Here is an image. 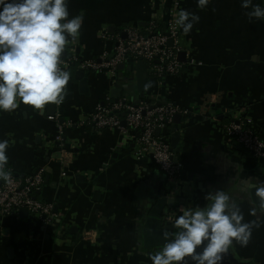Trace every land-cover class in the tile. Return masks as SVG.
<instances>
[{"label": "crops", "instance_id": "obj_1", "mask_svg": "<svg viewBox=\"0 0 264 264\" xmlns=\"http://www.w3.org/2000/svg\"><path fill=\"white\" fill-rule=\"evenodd\" d=\"M175 2L179 10L200 17L189 33L182 29L183 48L194 64L185 62L179 76L161 85L149 79L142 99L182 112L175 154L181 174L178 188L169 191L151 158L137 160L138 132L124 135L114 128L76 125L108 98L115 101L114 88L121 92L118 100H140L135 71L128 70L135 63L115 73L87 70L88 96L79 93L75 73L100 62L104 51L112 54L104 46L105 34L143 30L150 20H160L164 28ZM252 4L264 7V0ZM68 8L69 18L83 16L80 36L74 42L69 38L63 54L77 60L65 89L74 97L55 103L53 118L46 114L48 105L0 111V140L9 142L6 169L23 178L45 168L38 199L53 205L55 220L47 224L32 214H0V264H152L149 254L154 252L142 246L141 222L156 205L162 182L163 196L174 198L171 211L177 216L182 206L203 207L209 190L227 191L245 221L259 225L247 247L234 241L231 249L240 260L264 264V208L257 211L249 187L250 181H264V161L254 159L224 130L230 121L249 118L264 131V20L249 19L250 8H242L241 0H209L203 9L197 0H69ZM58 124L65 126V149L71 154L65 178L53 142Z\"/></svg>", "mask_w": 264, "mask_h": 264}, {"label": "clouds", "instance_id": "obj_2", "mask_svg": "<svg viewBox=\"0 0 264 264\" xmlns=\"http://www.w3.org/2000/svg\"><path fill=\"white\" fill-rule=\"evenodd\" d=\"M69 0H0V111L11 112L20 104L42 110L59 103L71 74L62 68L61 56L69 38L74 42L81 34L83 16L71 18ZM209 0H197L205 8ZM246 15L264 20V7L241 0ZM200 17L181 9L175 23L185 34ZM9 142L0 140V179L11 181L6 169ZM264 208V181L249 183ZM206 204L180 207L172 237L164 233L166 243L149 254L152 264H220L233 242L249 244L255 221H245L240 207L224 189L209 190ZM198 249H200L198 251Z\"/></svg>", "mask_w": 264, "mask_h": 264}, {"label": "built area", "instance_id": "obj_3", "mask_svg": "<svg viewBox=\"0 0 264 264\" xmlns=\"http://www.w3.org/2000/svg\"><path fill=\"white\" fill-rule=\"evenodd\" d=\"M179 2L171 7L168 18L164 23L160 20H150L145 29L137 27L126 28L124 34L103 36L104 46H110L112 54L104 51L100 56V62H91L82 68L92 72L107 68L115 73L121 64H132L143 61L147 65L149 79L161 85L168 79L179 76L183 67L194 64L188 59L186 64L179 60V53L183 48L182 27L175 23L179 12ZM76 58H62L61 67L69 70L76 64ZM216 103L215 98L210 99ZM207 103L206 105H208ZM182 113L171 104L154 105L149 100L136 104L128 98L112 101L107 99L104 106L98 105L93 113L78 122L80 127L94 126L97 130L114 128L126 135L128 131H136L140 134L137 160L151 158L152 162L164 175L166 189L174 191L179 186L181 168L172 159L171 152V125L175 115ZM53 118V117H51ZM122 122L126 126H122ZM67 126L74 125L68 122ZM228 138L244 148L260 163L264 161V140L259 136V130L255 129L249 118H239L230 121L224 127ZM157 131L160 134L157 135ZM65 126L57 125L53 142L60 154L62 168L61 176L69 174V161L71 154L65 149ZM45 168L40 166L23 178L15 176L11 172V181L0 179V214L15 215L19 210L26 209L30 214L39 218L44 223L55 220L53 205L38 199L45 179ZM177 212L170 214V220L174 222Z\"/></svg>", "mask_w": 264, "mask_h": 264}, {"label": "water", "instance_id": "obj_4", "mask_svg": "<svg viewBox=\"0 0 264 264\" xmlns=\"http://www.w3.org/2000/svg\"><path fill=\"white\" fill-rule=\"evenodd\" d=\"M65 52L63 51L62 57H64ZM179 60L183 63L187 61V52L182 51L179 53ZM118 69L123 71L126 69V64L119 65ZM128 70L135 71V80L137 85V93L140 95V100L136 101V104L141 103L142 99L145 98L146 93L148 91V72L147 65L143 61L136 62L132 67H129ZM75 80L78 82V91L80 94L89 95V86H88V76L87 70L84 68H80L75 73ZM121 92L118 88H114L111 91V96L116 101L120 97ZM74 97L73 93L64 92L63 99L59 103L66 102L68 99H72ZM164 104H166L164 102ZM157 105H160L159 103ZM56 113V104L50 103L47 106L46 114L49 117H54ZM183 116L182 114L175 115L173 119V123L171 125V152L172 159L176 162L175 154L179 153L178 145L180 140V128L182 123ZM122 126H126L125 122H122ZM160 134V131H157V135ZM164 183L162 182L159 186L158 194H157V202L154 208L150 212H146L144 214L142 220V246L143 249L147 252H156L158 251L165 243L164 233L167 232L169 237H172L176 229L173 228V221L170 220L171 224L168 223V218L170 219V214L172 213L171 209L175 207L174 198H168L163 196L162 189ZM251 197L253 204L256 206L258 212H262L263 208H261V201L258 196L255 194V190L251 189ZM21 217L29 216V212L26 209L19 210L18 213ZM200 249H198L199 251ZM185 264H192L190 258L185 261ZM220 264H252L251 262H246L240 260L236 257L233 250L229 249L226 254H223V259Z\"/></svg>", "mask_w": 264, "mask_h": 264}, {"label": "trees", "instance_id": "obj_5", "mask_svg": "<svg viewBox=\"0 0 264 264\" xmlns=\"http://www.w3.org/2000/svg\"><path fill=\"white\" fill-rule=\"evenodd\" d=\"M258 134H259L260 138H261L262 140H264V131H260ZM9 171H10V170H9ZM10 172H12V171H10Z\"/></svg>", "mask_w": 264, "mask_h": 264}]
</instances>
